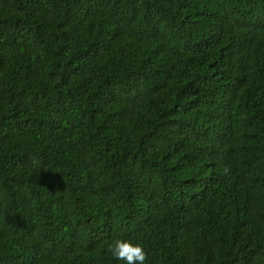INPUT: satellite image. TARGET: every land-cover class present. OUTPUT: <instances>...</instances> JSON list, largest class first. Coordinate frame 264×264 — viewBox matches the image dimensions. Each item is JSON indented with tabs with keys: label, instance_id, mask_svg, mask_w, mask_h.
I'll use <instances>...</instances> for the list:
<instances>
[{
	"label": "trees",
	"instance_id": "obj_1",
	"mask_svg": "<svg viewBox=\"0 0 264 264\" xmlns=\"http://www.w3.org/2000/svg\"><path fill=\"white\" fill-rule=\"evenodd\" d=\"M116 239L264 264V0H0V264Z\"/></svg>",
	"mask_w": 264,
	"mask_h": 264
},
{
	"label": "clouds",
	"instance_id": "obj_2",
	"mask_svg": "<svg viewBox=\"0 0 264 264\" xmlns=\"http://www.w3.org/2000/svg\"><path fill=\"white\" fill-rule=\"evenodd\" d=\"M230 171L228 166L222 170V174L227 175ZM108 251L117 260L125 261L126 264H145L148 253L143 243L133 242L130 239H116L109 246Z\"/></svg>",
	"mask_w": 264,
	"mask_h": 264
}]
</instances>
